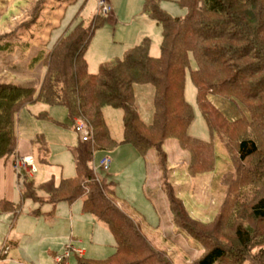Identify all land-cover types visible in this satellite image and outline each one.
<instances>
[{"label":"rangeland","instance_id":"1","mask_svg":"<svg viewBox=\"0 0 264 264\" xmlns=\"http://www.w3.org/2000/svg\"><path fill=\"white\" fill-rule=\"evenodd\" d=\"M38 1L0 0V82L39 88L47 69L42 61L32 63L34 57L45 50V45H52L62 31L80 23L88 27L101 13L98 0H45L42 6L37 5ZM108 1L113 13L95 29L86 51L89 72L96 74L101 64L122 59L144 38L150 40L151 56L158 57L162 28L143 12L144 0ZM159 5L171 17L187 15L186 9L175 0H160ZM30 23L32 25L27 27ZM54 27L58 29L53 30ZM189 64L184 97L193 110V120L188 134L213 145L196 149L203 155L198 157L201 159L199 167L202 165L199 169L205 172L188 174L189 155L180 149L176 139L166 140L163 146L167 158L162 171L155 150L139 154L129 144L109 152H96L93 167L98 175L114 180L116 200L126 209L129 207L130 215L146 224L142 231L146 238L156 245L155 241L163 244V240L169 242L163 244L164 247L173 245L169 255L174 247L189 251L185 264H190L213 243H222L231 254L223 264H243L244 256L250 257L251 248L255 247L252 253L264 250V221L253 220L250 211L252 199L264 195V177L257 173L264 167V145L261 154L246 165L249 175H242L236 149L238 142L249 134L246 125L229 128L221 138L209 131L190 77V71L196 67L193 57ZM241 78L247 82L248 74H242ZM135 99L140 115L149 122L153 112L152 87L137 86ZM208 100L229 123L251 118L247 108L236 100L219 95H210ZM42 114L49 119L40 117ZM104 119L112 137L120 139L121 111L107 108ZM16 132L19 141L32 146L37 172L30 175L22 161L17 162L18 169L22 168L36 185L52 177L58 184L61 178L75 176L69 148L77 143L78 132L72 128L64 107L35 103L22 108L16 118ZM37 137L46 143L42 151L34 144ZM41 158L47 163H42ZM104 158L111 161L107 172L99 166ZM211 166L213 171L210 172ZM162 179L166 180V189ZM173 188L179 196L176 200L178 217L174 216L165 193ZM11 194L12 201L19 207L16 214L0 215V264H79L82 257L99 260L114 253V238L104 224L82 211V201L72 205L60 203L52 210L48 205L38 207L29 199L22 200L16 186ZM39 195L44 197L41 192ZM51 212L49 216L47 213ZM236 223L243 225L256 239L248 250L239 246L233 234ZM80 252H84L82 257ZM261 257H255L252 263L264 264V253ZM172 261L174 264L184 262L178 255Z\"/></svg>","mask_w":264,"mask_h":264},{"label":"trees","instance_id":"2","mask_svg":"<svg viewBox=\"0 0 264 264\" xmlns=\"http://www.w3.org/2000/svg\"><path fill=\"white\" fill-rule=\"evenodd\" d=\"M175 1L186 9L184 18L169 16L160 8V0H144L143 12L162 28L158 57L151 56L150 40L144 38L122 59L103 63L98 73H89L86 51L95 29L106 19L99 13L88 27L80 23L71 30L62 31L52 45H45V50L34 57L32 63L42 61L47 69L39 88L0 82V161L13 158L21 199H29L38 207L48 205L52 210L60 203L72 205L82 201V211L104 224L115 240L111 256L99 260L82 257L79 264H174L172 260L177 255L183 258V264L189 260V251L174 247L169 255L173 245L163 246L168 241L162 239L163 244L155 241L156 245L143 235L146 224L130 215L128 207L126 209L116 200V184L108 176L98 175L93 163L96 152H109L129 144L139 154L155 150L162 171L167 158L163 146L166 140L176 139L180 149L189 155L188 174L205 172L199 169L202 165L199 167L201 159L198 157L203 155L196 149L213 145L188 134L193 110L185 100L184 83L191 57L196 67L190 71V77L209 131L221 138L229 128L246 125L249 134L238 142L236 149L244 176L249 175L248 162L261 154L264 145V0ZM44 2L39 0L37 5L42 6ZM242 74H248L247 82L241 78ZM143 85L153 90V112L149 122L140 115L135 99L136 87ZM210 95L240 102L249 111L250 120L229 123L210 103ZM35 103L64 107L75 132H78L77 123H82L89 133L88 141H82L78 133L77 143L69 148L75 176L61 178L58 184L52 177L36 185L33 178L17 166L16 118L22 108ZM107 108L122 113L120 139L112 137L104 119ZM40 117L49 119L46 114ZM34 144L41 151L46 147L40 137ZM40 160L47 163L44 158ZM209 171H213L212 166ZM257 173L264 177V167ZM162 182L166 189V180ZM234 185L232 183V187ZM167 191L172 212L178 217L176 200L179 196L174 188ZM252 200L251 218L264 221V195ZM18 207V204L0 199V215L16 214ZM47 214L50 216L52 212ZM233 234L243 249L248 250L255 244L256 239L243 225L236 223ZM253 251L255 247L251 248L250 257L244 256L243 264H254V258L264 253L263 249ZM229 256L224 244L213 243L190 264H223Z\"/></svg>","mask_w":264,"mask_h":264},{"label":"crops","instance_id":"3","mask_svg":"<svg viewBox=\"0 0 264 264\" xmlns=\"http://www.w3.org/2000/svg\"><path fill=\"white\" fill-rule=\"evenodd\" d=\"M88 71H89V69H88ZM27 157L33 158L32 146L30 144L27 145L24 142L22 143V141H18V162L22 161L24 158H27ZM111 180L114 182L113 179H111ZM14 186L17 187L18 192H19L20 197H21L20 188L18 185L17 173H16L14 166H13V158L4 159V160L0 161V199H4L8 202L14 203L12 201L13 197L11 194V191H13ZM134 212L137 213L135 210H134ZM151 230L154 231L153 229H151ZM114 249H115V246H114ZM83 254H84V252H80L81 257L83 256Z\"/></svg>","mask_w":264,"mask_h":264},{"label":"built area","instance_id":"4","mask_svg":"<svg viewBox=\"0 0 264 264\" xmlns=\"http://www.w3.org/2000/svg\"><path fill=\"white\" fill-rule=\"evenodd\" d=\"M98 7L100 9L101 14L104 16L112 15L113 10L108 0H98ZM76 130L78 133H81L82 141H88L89 133L86 131L84 125L82 123H77ZM25 169L28 171L30 175H34L37 172V168L35 166L34 160L32 157H27L22 160ZM111 161L108 158H104L100 161L99 166L104 171L107 172L109 170Z\"/></svg>","mask_w":264,"mask_h":264}]
</instances>
